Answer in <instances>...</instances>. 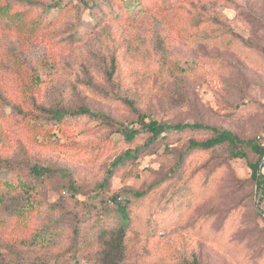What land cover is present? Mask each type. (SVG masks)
<instances>
[{
    "label": "rangeland",
    "instance_id": "374dc122",
    "mask_svg": "<svg viewBox=\"0 0 264 264\" xmlns=\"http://www.w3.org/2000/svg\"><path fill=\"white\" fill-rule=\"evenodd\" d=\"M136 1L115 18L102 0H0V264H98V233L118 227L114 196L130 216L120 264H264L258 155L190 149L207 130L145 147L142 123L203 124L264 147V0ZM80 108L110 122L45 112ZM121 128L138 134L127 142ZM22 184L33 215L19 229ZM42 230L53 243L24 244Z\"/></svg>",
    "mask_w": 264,
    "mask_h": 264
},
{
    "label": "trees",
    "instance_id": "16d2710c",
    "mask_svg": "<svg viewBox=\"0 0 264 264\" xmlns=\"http://www.w3.org/2000/svg\"><path fill=\"white\" fill-rule=\"evenodd\" d=\"M120 6L118 9H114L113 7H110L111 5L108 4L107 0H102V5H106V10H103V14L106 15L109 14L114 15L116 18L118 16L119 9H122V12L124 16L129 17L131 13H133V9L138 5V2L136 0H120ZM1 3V2H0ZM8 9V4L5 5L0 4V13L6 14ZM16 16V15H15ZM123 16V17H124ZM19 18L20 16H16ZM225 35L228 34L227 31L224 32ZM45 112L48 113V115H51V120H54L55 122L59 123L63 118L65 117H77V116H88L92 117L94 119H101L104 121H109V118H107L105 115L101 113H95L92 112L86 108H80L77 110L72 111H63V110H45ZM142 122V121H141ZM143 123V129L144 132L149 134V137L147 139L146 145L153 144L157 141L164 140L168 133H182L185 131H209L212 134V137L200 141H190L189 142V148L190 149H201V150H209L214 148L215 146L227 144L231 149V154L234 158H244V155L239 151V148L241 145H246L251 149V151L258 155V161L249 164L248 168L251 171V179L255 182V196L257 199V211L261 218L264 220V199L261 191V178L264 174V172H260V175L258 176V170H259V161H261L264 158V147H261L259 145L254 144L252 141H242L240 140L236 135L233 133L227 131V130H220L214 127H209L203 124H162L156 121H150L148 123ZM120 133L122 134L123 138L127 142H131L135 139L138 132L136 130L127 129V128H121ZM144 150L143 147H137L132 150H126L123 152L119 157H117L112 163H111V170L108 171L107 178H105L103 185L107 183L108 177L111 176V173L113 170L118 167L119 165H122L123 163L127 161H132L138 157V155ZM31 172L33 175L37 178L42 179L44 175L49 173V170L47 169H41L37 166H33L31 168ZM11 185L10 183H6L5 185ZM18 187V186H17ZM22 193L25 195L23 198V201L25 202V205H23L20 202H17L14 205V210L17 212V220L19 222L17 223V227L19 229H22V224L24 221H26L28 218L32 217L33 215V208L30 207V203L28 201L29 193L32 191V187L29 184H22L19 186ZM136 197H141L144 195V192L136 193ZM113 202L116 205V213L118 215V227L111 233L105 230H101V232L98 233V238L100 240V251H99V258H98V264H120L122 263L123 256H124V247H123V238H124V229L129 221V215L127 211V205H120V202L117 201V197L114 196ZM192 201V200H191ZM182 205V202H181ZM192 206L188 204L186 207ZM234 210L231 208L227 212L222 226H224V223L230 218H234L233 214ZM7 224L5 220L1 219L0 217V231L3 229L4 225ZM28 225L26 223L24 226ZM24 244H28V246L36 247L39 245L44 244V236L47 235V242L52 241L54 242L55 239V233L54 232H48L47 230H42L39 233L31 234L29 237L26 233H24ZM45 247H50V244H45ZM30 264H39L35 262H31Z\"/></svg>",
    "mask_w": 264,
    "mask_h": 264
},
{
    "label": "built area",
    "instance_id": "2783aa9c",
    "mask_svg": "<svg viewBox=\"0 0 264 264\" xmlns=\"http://www.w3.org/2000/svg\"><path fill=\"white\" fill-rule=\"evenodd\" d=\"M261 191H262V195H263V199H264V174L261 178Z\"/></svg>",
    "mask_w": 264,
    "mask_h": 264
},
{
    "label": "water",
    "instance_id": "95a60500",
    "mask_svg": "<svg viewBox=\"0 0 264 264\" xmlns=\"http://www.w3.org/2000/svg\"><path fill=\"white\" fill-rule=\"evenodd\" d=\"M260 167H261V164L259 165L258 176L260 175Z\"/></svg>",
    "mask_w": 264,
    "mask_h": 264
}]
</instances>
